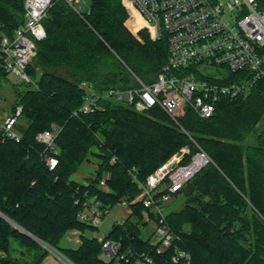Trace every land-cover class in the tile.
<instances>
[{"label": "trees", "instance_id": "trees-1", "mask_svg": "<svg viewBox=\"0 0 264 264\" xmlns=\"http://www.w3.org/2000/svg\"><path fill=\"white\" fill-rule=\"evenodd\" d=\"M22 4L0 0V34L10 36L22 23ZM257 5L264 9V0ZM128 18L122 0H88L81 13L52 0L42 19L45 37L27 66L30 81L6 105H21V139L0 134V264H42L48 251L35 237L74 264H132L100 258L101 242L83 235L95 227L77 220L75 198L87 189L109 207L130 200L139 189L129 170L144 180L181 147L194 152L195 143L210 161L174 194L182 206L164 215L176 243L189 252L190 264H264V79L219 100L206 118L186 107L174 123L158 107L139 112L109 99L94 111L72 114L86 95L83 83L99 93L135 86L133 74L150 83L165 63L166 39H151L146 28L131 32ZM6 75L0 63V76ZM51 123L59 129L57 164L48 169L35 135ZM91 159L92 174L83 182L71 179ZM130 206L140 221L141 204ZM132 221L112 224L104 238L120 239L123 251L146 249ZM72 228L80 231V243L60 246Z\"/></svg>", "mask_w": 264, "mask_h": 264}, {"label": "built area", "instance_id": "built-area-1", "mask_svg": "<svg viewBox=\"0 0 264 264\" xmlns=\"http://www.w3.org/2000/svg\"><path fill=\"white\" fill-rule=\"evenodd\" d=\"M63 1L78 13L88 6V0ZM51 3L52 0H23L22 23L10 36L0 34L1 66L21 82L30 81L27 66L36 53L37 42L45 37L42 19ZM122 3L129 13L126 26L131 12L137 14L134 33L146 28L151 39H166V61L150 83L133 74L135 86L107 88L100 93L83 83L86 95L72 111L73 115L94 111L103 100L109 99L130 105L139 112L158 107L176 123L186 107L206 118L214 113L219 100L242 95L264 79V9L258 8L257 0H122ZM21 109L17 104L0 111L2 138L21 139L16 128ZM58 130L56 124L51 123L35 136L43 145L42 158L48 169L57 164L55 137ZM195 145L192 153L188 146L181 147L144 180L137 178L134 167L129 170L139 191L134 198L122 197L116 203L126 209V214L115 218L112 224H124L128 218L134 221L136 216L130 204L140 203V221L147 232V237L143 238L147 240V247L142 250L129 247L123 251L120 239L102 236L98 238L100 258L105 261L125 259L132 264H190L189 252L176 243V236L166 222L164 205L210 161ZM187 155L189 159L183 162ZM105 177L100 185H105ZM75 203L79 204L77 220L95 228L109 216L112 208L87 189L75 198ZM74 232L78 233L76 229ZM40 243L63 264H74L57 248ZM4 255L0 251V257Z\"/></svg>", "mask_w": 264, "mask_h": 264}, {"label": "rangeland", "instance_id": "rangeland-1", "mask_svg": "<svg viewBox=\"0 0 264 264\" xmlns=\"http://www.w3.org/2000/svg\"><path fill=\"white\" fill-rule=\"evenodd\" d=\"M131 18L130 21L127 23V27L131 32L134 33V25L137 22L136 18L137 14L134 12H131ZM137 25H135L136 27ZM5 71V70H4ZM6 72V71H5ZM14 84V85H13ZM25 87V85L17 80V78L13 74L7 73L5 77L0 76V104L3 107H7L6 105L11 104V100L14 97L13 91L15 89L21 90ZM3 104V105H2ZM171 119V118H170ZM173 121V119H171ZM176 123L175 121H173ZM36 136V135H35ZM96 166V160L91 159L90 161H86L82 163L81 167L71 175V179H74L79 182H83L85 179L84 177L90 176L92 174L93 169ZM183 204V199L181 195H172V197L165 203L164 205V214L171 210H178ZM126 209L119 207L117 204L113 205L112 208L109 211V216L106 217L104 220L100 221V223L97 225V228L95 229H85L83 231V235L88 237H95L98 239L101 238L106 234V232L109 230L110 225L112 224L113 220L115 218H118L120 215H125ZM136 220L132 221V224L135 223ZM143 224V223H142ZM136 227L138 230V233H140V237L145 238L147 237V232H144V229L141 225V221L136 222ZM75 228L68 229L64 236H62L60 241V246L63 247H75L77 244L80 243L77 242V238H79L80 231L77 232H70L74 230ZM148 228L145 229L147 231ZM36 239V238H35ZM38 242H41V240L36 239ZM42 264H63L58 258L54 257L50 252H48L47 256L45 257Z\"/></svg>", "mask_w": 264, "mask_h": 264}, {"label": "crops", "instance_id": "crops-1", "mask_svg": "<svg viewBox=\"0 0 264 264\" xmlns=\"http://www.w3.org/2000/svg\"><path fill=\"white\" fill-rule=\"evenodd\" d=\"M2 105H3V104H2ZM2 108H3V107H2L1 104H0V111L3 110ZM6 108H7V107H4V109H6ZM70 232H74V230H73V231H70ZM77 242H79V238H77Z\"/></svg>", "mask_w": 264, "mask_h": 264}, {"label": "water", "instance_id": "water-1", "mask_svg": "<svg viewBox=\"0 0 264 264\" xmlns=\"http://www.w3.org/2000/svg\"><path fill=\"white\" fill-rule=\"evenodd\" d=\"M18 227V226H17ZM22 229V228H21ZM25 233H27V234H29L26 230H24V229H22ZM29 235H31V234H29ZM32 236V235H31ZM33 237V236H32Z\"/></svg>", "mask_w": 264, "mask_h": 264}, {"label": "bare ground", "instance_id": "bare-ground-1", "mask_svg": "<svg viewBox=\"0 0 264 264\" xmlns=\"http://www.w3.org/2000/svg\"><path fill=\"white\" fill-rule=\"evenodd\" d=\"M33 236V235H32ZM36 238V237H35ZM36 239H38V238H36Z\"/></svg>", "mask_w": 264, "mask_h": 264}]
</instances>
